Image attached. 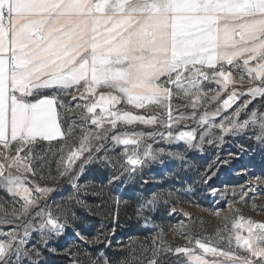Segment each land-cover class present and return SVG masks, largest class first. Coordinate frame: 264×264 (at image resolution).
Segmentation results:
<instances>
[{"label":"snow or ice","instance_id":"snow-or-ice-1","mask_svg":"<svg viewBox=\"0 0 264 264\" xmlns=\"http://www.w3.org/2000/svg\"><path fill=\"white\" fill-rule=\"evenodd\" d=\"M257 98L264 99V0H0V190L13 205L11 211L0 205V226H10L0 228V264H42L41 251L28 248L32 234L46 245L65 232L69 215L75 218L70 208L54 214L41 206L55 190L29 179L49 166L48 153L38 151L41 142L80 130L78 145L57 162L63 177L85 158L73 177L79 192L75 180L93 159L112 166L110 184L163 163L164 149L148 139L202 150L205 142L218 147L225 135L251 127L264 144V111L253 108L239 119ZM188 121L195 127L177 130ZM136 125L156 130H127ZM116 147L123 149L119 158L108 154ZM169 155L184 160L180 152ZM252 191H242L240 200ZM252 199L253 210H264ZM159 201L154 195L140 208L154 210ZM114 202L118 206L119 198ZM239 213L232 209L229 226L217 210L224 226L214 235L178 222L172 231L185 244L175 247L161 229L151 249L140 245L147 257L128 246L131 258L120 264H166L169 255L183 256L186 264H264V220ZM65 251L69 264H84L79 252ZM89 264L112 261L101 251Z\"/></svg>","mask_w":264,"mask_h":264},{"label":"rangeland","instance_id":"rangeland-1","mask_svg":"<svg viewBox=\"0 0 264 264\" xmlns=\"http://www.w3.org/2000/svg\"><path fill=\"white\" fill-rule=\"evenodd\" d=\"M206 87H214V85H206ZM211 107L214 108L215 105ZM253 108L264 111V99L257 98L254 100L248 106V109L241 113L239 119H247L248 113ZM188 111L191 110L189 109ZM231 111L230 109L228 113L222 115L230 114ZM216 122H219V118L216 119ZM68 123L70 121L65 120V129ZM190 127H195L193 121H188L187 125H180L177 130ZM119 130L123 131L125 129L121 128ZM127 130L149 132L156 129L136 125L134 128L130 127ZM159 130L164 131V129ZM214 131L216 135H219V129ZM255 131L257 130L250 127L239 135H225L224 142L218 147L205 142L202 150L197 148L189 149L183 143L168 144L158 137L148 139L146 143H151L154 149H164V155L161 157L163 163L148 164L142 171L131 176L124 174L120 180L110 184L109 180L114 172L112 166L102 163L99 159H93L91 162L84 163V171L75 180V183L80 186L79 192L72 187L73 177L79 173V165L85 158L82 157L81 160H78L77 166L73 171L63 177L57 171V162L60 155H67L69 147L78 145L80 130L76 129L75 135H69L65 139L57 138L50 143L41 142L38 151L48 153L49 166H46L35 177L30 176L29 179L34 180L40 186L55 189L45 200L41 201V206L46 205L54 214H58L61 209L70 208L75 213V218L69 215L65 232L61 236L50 238L46 245L41 242L39 234L34 232L29 240L28 248L32 249L35 246L41 251L42 264L48 263V254H66V249L79 252L80 244L76 241L79 237L76 234L80 233L81 236H86L75 227L78 223L79 213L72 208L73 204L76 205L75 207L84 205L89 208L88 201L96 197L107 199V201L110 200L116 204L114 202L116 198H119L120 202L125 200L123 191L127 188H138L136 196L139 201L147 202L154 195H159L160 201L157 205L168 206V216L172 217L173 223L167 230H163V239L173 247L185 244L184 239L172 231V226L180 221L191 224L193 231L201 235H214L217 228L222 229L224 226L223 219L214 215L217 210L221 211V217H229V226L232 218V209L236 208L240 209L239 214L255 220H264V210H253L252 208V197L254 196L255 203L259 206H264V182H258L257 179L264 181V144L255 140ZM104 143L107 148H112L110 141H105ZM62 146L64 147V152L60 153L58 150ZM122 150V147H116L115 153L109 151L108 154H115L119 158V153ZM175 152L182 153L184 160L181 161L169 155V153ZM103 154L101 152L99 155ZM86 156L87 154H85ZM212 173H215V175H212ZM207 175H212V178L205 183L204 179ZM146 185H149L152 190L150 189L151 191L148 195H142L139 191ZM250 186L254 188V191L248 192L245 199L241 201V192L247 191ZM213 189L216 190V195L212 194ZM101 192V195L97 194ZM169 193H172V195L169 196ZM77 201H81V203ZM229 204L232 206L231 209H229ZM0 205L9 211H11L13 206L11 198L3 190H0ZM173 207L176 212L169 215V211ZM184 213H187L188 216L186 217ZM9 219H12V217H9ZM9 227L8 225L0 226L4 230ZM143 227L148 229L147 237H133L132 239V245L139 246V256L143 254L140 245L151 249L152 238L161 230V228H157L149 224V222L144 224ZM86 238L88 241L92 240L88 237ZM220 247H225V245L221 244ZM51 249L56 251L53 252ZM165 259L167 264L170 260L174 264H186L183 256L169 255ZM24 264H29V261L25 260ZM64 264H69V261L65 260Z\"/></svg>","mask_w":264,"mask_h":264},{"label":"trees","instance_id":"trees-1","mask_svg":"<svg viewBox=\"0 0 264 264\" xmlns=\"http://www.w3.org/2000/svg\"><path fill=\"white\" fill-rule=\"evenodd\" d=\"M150 189V186L146 185L139 193L148 195L152 190ZM137 192L138 188L125 189L123 191L125 200L118 206L110 200L98 197L88 201L89 208L84 205L75 207L76 205L73 204L72 208L79 213L76 229L92 240L95 237H100L101 240L100 243L90 244L76 239L80 244L79 258L84 261V264H89V257L96 259L101 251L112 261V264H120L125 258H131L128 246L135 248L136 254L139 256V246L132 245V239L133 237H147L148 229L143 227L144 224L149 222L164 231L172 225V217L168 216V206L157 205L154 210L151 208L141 210L140 206L146 202L139 201L136 196ZM112 229H115L114 233ZM117 240L119 241L117 242ZM85 252L88 253V256L84 255ZM48 255L47 264H64L65 260L69 261L67 254ZM147 255V253H143L140 256L146 257ZM168 264L174 263L170 260Z\"/></svg>","mask_w":264,"mask_h":264}]
</instances>
